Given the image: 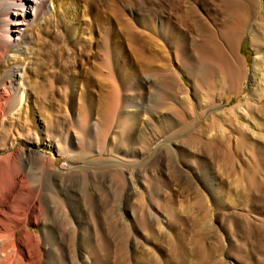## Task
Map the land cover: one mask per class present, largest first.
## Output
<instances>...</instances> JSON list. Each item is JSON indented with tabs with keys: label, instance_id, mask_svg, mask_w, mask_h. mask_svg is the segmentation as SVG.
I'll use <instances>...</instances> for the list:
<instances>
[{
	"label": "bare ground",
	"instance_id": "bare-ground-1",
	"mask_svg": "<svg viewBox=\"0 0 264 264\" xmlns=\"http://www.w3.org/2000/svg\"><path fill=\"white\" fill-rule=\"evenodd\" d=\"M103 3L0 0V264H50L54 247L47 242L49 219L45 212L49 204L44 198L42 181L52 177L64 181L75 174L74 154H82L79 159L84 162L86 158L102 160L100 148L98 151L85 148V142L92 136L108 152L107 158H113L118 166L131 164L133 160L129 159L134 153L110 147L111 139H117L126 148L145 143L148 149L153 141H159L158 137L164 138L171 131L169 135H183L164 145L166 152L178 159L176 164L170 163L171 171L184 179L189 188L197 182L185 170L198 171L204 163L199 160L203 153L213 155L219 170L231 171L235 179L241 176L243 167H250L251 171H259V181L255 179L254 185L261 186L260 182H264V166H261L264 165V0H165L164 7L153 9L150 22L136 21L134 16L144 12L136 11L130 0H108L106 7ZM103 7L108 11L103 13ZM251 18L255 20L249 24ZM135 29L141 32L136 34ZM246 32L253 52L250 71L241 57V42ZM141 35L147 36V40ZM126 44L135 59H147L144 69L159 79L161 94L153 110L145 109L139 99L145 92L144 79L138 77L133 81V89L126 88L119 80L120 76L132 79L137 71L135 62L126 57ZM22 45H27L29 50L24 61L17 58ZM200 51L207 60L204 65L200 62ZM211 60L219 61L225 76L216 74L217 89L205 91L199 101L202 86L214 74ZM245 72L249 82L247 98L224 107L226 92L234 87L242 91ZM125 89L128 92L123 95ZM160 104L171 113L155 110ZM36 112L42 117L41 125L35 119ZM93 114L97 120L91 126ZM202 115L206 119L200 124ZM114 122L112 135L110 128ZM72 140L77 141L79 153L71 149ZM40 141L64 160L62 166L56 165L53 154L40 152L34 146ZM238 142L245 144L244 150L250 161L254 159V165L227 158L230 153L237 154ZM156 163H160L158 158ZM122 177L128 184L124 172ZM206 187L218 207L221 202L218 194L209 184ZM82 193L89 201L99 196L91 193L87 183ZM198 194L195 192L192 197L193 207L202 210V220L210 225L212 202L206 197L208 203L204 205ZM59 197H55L53 214L61 216V224L71 230L73 239L79 227L77 217L67 198ZM175 200L160 209L147 207V215L145 211L141 214L135 248L125 259H120L124 264H204L211 259L212 249L196 242L197 238L194 241L198 243L197 251L193 249L196 252L189 253L186 249L189 229L196 220L184 222L182 212H175ZM162 215L165 220L159 218ZM88 216L93 232L92 248L87 251L86 246V253L72 254L71 263L110 264L118 256H115L118 250L112 247L109 237L102 235L99 214L89 211ZM227 221L230 225L232 220L227 217ZM178 224L183 228L173 227ZM164 248L170 254L168 260L164 258ZM225 254L219 252L220 259L216 257L219 264Z\"/></svg>",
	"mask_w": 264,
	"mask_h": 264
},
{
	"label": "rangeland",
	"instance_id": "rangeland-1",
	"mask_svg": "<svg viewBox=\"0 0 264 264\" xmlns=\"http://www.w3.org/2000/svg\"><path fill=\"white\" fill-rule=\"evenodd\" d=\"M164 2L165 0H130L131 5L135 8L136 11L140 9V12H144L141 15L138 14L134 16L135 19H137L136 21L139 20L143 22L146 21L150 22L151 21L150 17H153L152 14L153 12H155L153 11V9L160 10V8L164 7ZM99 3L100 4L103 3L104 7L108 6V0H104V1L99 0ZM148 6L149 9H146ZM104 7L102 9L103 13L108 11L107 8ZM142 9L145 10L143 11ZM254 20L255 18H251L249 20V24H252ZM135 31L136 34L141 32L139 29H135ZM185 32L188 34L187 26L185 28ZM140 37H142L143 40L145 41L148 38L147 36L144 35H141ZM213 47L215 48V46ZM124 49H125L124 51L126 53V57H130L133 60V62H135L137 71L132 79L121 78L120 76L119 80L126 88L133 89L135 88L134 82L138 80V77L144 79L145 83L143 85L145 87V92L139 95V99L141 105L145 106V109H149V111L153 110L155 108V103L158 102V99L161 94V90H160L161 85L159 83V79L157 75L153 76L144 69L143 65L147 64L148 62L147 59H146L147 62L142 59H135L134 55L130 51L127 44L126 47H124ZM28 51L29 50L27 45H22L20 47V52L17 53V58H19L21 61H24L25 58L24 55L28 54ZM201 53L202 52L200 51V56H201L200 62L202 63V65H204L207 60L205 59V56L202 55L203 53L202 54ZM252 56H253V52L249 45V35L248 32H246L244 33V38L241 42V57H243L244 61L247 62L246 64L248 66L247 68L248 71H250L249 66L251 64ZM152 64L151 67L155 68L156 66H153ZM211 65L212 67L214 66V68L211 67L214 74L212 75V79L210 78L209 82H205V87L202 86L201 88L202 93L199 94L200 97H198L199 101H202V98H204L203 93H205V91L213 92L215 89H217L216 85L218 82V75L216 74H221V75L223 74L221 73L222 67L219 61L211 60ZM223 75L225 76V74ZM246 75L248 76L247 72H245V76ZM247 76L244 77L243 79L244 82L242 85V91L241 89L234 87L233 90L226 92V94L223 97L224 107H229L232 104L238 102L239 100L242 101L245 98H247L246 93H248V89H249V84H248L249 82ZM184 81L189 86V82L186 80V78H184ZM211 85H213L212 89H211ZM127 92L128 90L125 89L123 90L122 94L126 95ZM130 92L133 93V90H130ZM229 96L231 98L228 102ZM71 108H72V104H71ZM155 110H158L160 113H171V110H168L167 107H162L161 104L157 105ZM199 112L200 111H198V114ZM39 115L40 114L36 112L35 119L41 125L42 117L41 115L40 116ZM72 118H74V115H72ZM205 119H206V115L205 116L202 115L200 117L199 123L201 124L202 122H205ZM90 120L92 123L91 126H93V123L97 120V116L93 114L90 117ZM240 122H243V119H240ZM115 125L116 123L114 122V124L110 128V131H112V135H113V131L115 130L114 127ZM168 133L171 134L172 132L169 131ZM168 133L164 138L160 139V137H158L157 140L159 139V141L157 142L152 140L153 143L148 149H145V147L147 146L145 143H138L136 144L137 146L135 145L126 148L117 139L116 140L111 139L110 147L113 146L115 149L118 148L122 149L123 153L128 150L129 151L133 150L134 153L133 154L134 157L129 159V161L133 160V162L131 161L132 163L130 162L131 164L122 163L118 166H117V161H115L113 158L112 159L107 158L109 156L108 152L105 151L104 148H101L100 141L99 142L96 141L94 136H92L91 139L89 140L87 139L90 143L88 141L85 142V148L87 151H92V150L98 151L100 148V150L102 151L101 152L102 160L92 161L89 160L90 158L89 159L86 158L85 159L86 162H84V161H80L79 159V157L82 156V154H74L75 155L74 159L77 160V164L74 165L76 166L75 169L76 168L77 169L76 171H74V173L75 172L76 173L73 174L69 179H66L64 181L58 180L57 178L54 177H52V179L51 178L43 179L42 188L44 191V198L47 200V204H49L46 207V212H45L46 217H48L49 219L48 220L49 232H47L48 233L47 242L51 246V248L54 247L53 252L51 254L52 261L50 262V264H72L71 263L72 254L80 255L81 253H84L86 246L89 247V248L87 247L86 250L90 251V248H92L93 245V236H92L93 232L89 222V216H88L89 211H95L99 214L101 218L102 235L103 236L105 235L104 237H109L111 239V242L113 243L112 247H114L115 250H118L116 251V255H115V256L118 255L116 257L117 259L115 258V261H113L114 263L111 262L110 264L126 263L124 260H120V259L123 258L125 259L128 256L127 254L132 252L133 249L135 248L134 247L135 237L140 233L139 221L141 220V218H143L141 214L145 211L147 215V212H149L147 211V207H149L150 209H154V208L160 209L166 206L165 203L172 205L173 204L172 201H174L175 199L177 200V202L175 200L176 203L174 204L175 212L177 214H180V212H182L181 214L184 218V222L193 223L196 220L195 223H193L195 226L189 229L187 235L188 239L186 238V243H187L186 249L188 250V252L194 253L197 251L198 243L196 242L198 241L199 243L206 244L207 248L212 249L211 259L209 258L207 259L209 261L206 262L204 261V264H210V263L219 264L218 259H220L219 258L220 251L227 253L223 255V257L221 258L220 264L223 263L264 264V192H263L264 182H260L261 186L260 184L254 185V183H256L255 181L257 180L259 181V171H251L252 169H249L250 167H243L244 171L241 172V176H240L241 178L239 177L238 179L237 178L235 179L234 176H232L233 174L231 173V171H227L226 173V171L219 170L217 163L214 161L215 159H213V155L210 154L207 155L203 153L201 154L202 156H200L199 160L201 159L200 160L202 161L201 163L203 162L204 163L202 166H199L198 171L188 170L185 167L181 166L180 164V166L183 169L184 168L186 169V170L184 169L185 172L192 177L193 182L195 184L197 182V185H199L198 187L196 185L189 188V185L184 179H181V177L177 173H175V171H171L172 165L170 163L174 162L176 164L178 159L175 156H172V154L167 153L168 151L165 148L166 146H164L165 144L168 145L169 143L174 141V138L176 140L181 139L183 135L181 134L182 136L181 135L176 136L177 134L169 135ZM109 135L111 136V134ZM172 144L179 145V143H174V142ZM71 145H72L71 149L74 151V153H79L77 141L72 140ZM34 146H37L40 152L53 154L56 159L57 166L60 167L64 164V160L58 157L55 150H50L49 148L45 147V143H41L40 141L39 144ZM235 146L236 149H239L237 150L238 151L237 154L233 155L230 153L228 154L229 156H227V158L230 160L238 159L237 161H241L244 164L245 162H248L247 164L254 165L255 162L254 159L253 160L251 159L250 161V157L247 154V150L246 149H245L246 151L244 150V148H246L245 144L242 142H238ZM157 158L160 162L158 164L156 163ZM260 163L261 162L258 161V164ZM122 172H124L126 176H128V184L125 183V180L122 177ZM242 178L244 179V181L242 180ZM252 180H254V182H252ZM234 181L236 182L234 183ZM246 181H248V184L250 182L251 183L248 185ZM86 183L88 184L91 193L99 195L98 198L90 199L89 201V198H86L83 195L82 193L83 185ZM208 184L211 187V189L214 192H216V194H218L217 195L218 201H221L219 202L218 207H216L213 204L211 197H209L210 195L212 196V194L211 191L208 190L209 188L206 189L207 188L206 186ZM193 188L195 190H193ZM195 192H197V194L199 193L198 200L204 202V205L208 203L205 202L206 197H209L210 198L209 200H211L212 202L211 206L213 207V215L211 216L212 224L210 225H208L209 223L208 221L207 223L205 222V220H202L203 218L202 210L200 211V209H198L196 206L193 207L192 197L194 196ZM53 194H57V195L54 196ZM204 194L207 196H205ZM59 196L63 198L65 197L67 198L68 201L67 204L69 208L77 217L76 220L78 221L79 227L76 233H74V236H72L74 237L73 239L71 238V230H69L67 226L61 224V216L59 214H56L57 216L56 217L53 214L54 213L53 203L55 201V197L57 198ZM179 200L182 204L181 207L178 206ZM240 202L241 205H238L240 204ZM232 212L234 213L238 212L237 218H236V213L234 214ZM226 213L228 215H226ZM164 217L165 215L159 216V218H161L162 220H165ZM227 217L230 218V220H232L230 222L231 223L230 225L228 224ZM126 218L128 219L126 220ZM167 222L170 223L168 217H167ZM175 226L177 229H180L181 227V225L179 224L174 225L173 227L175 228ZM30 228L33 227L31 226ZM181 228H183V225ZM35 230L38 235L41 234L39 229L35 228ZM172 233H174V231H172ZM194 235L195 236L197 235V237H194ZM227 236L228 238L229 237L230 238L228 239ZM195 238H197L198 240L196 241ZM194 241L196 242L194 243ZM193 249L194 250L196 249V251H193ZM163 253H165L164 258L168 260L170 254L167 252L166 248H164ZM6 258L8 259L7 256Z\"/></svg>",
	"mask_w": 264,
	"mask_h": 264
}]
</instances>
